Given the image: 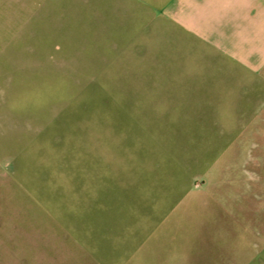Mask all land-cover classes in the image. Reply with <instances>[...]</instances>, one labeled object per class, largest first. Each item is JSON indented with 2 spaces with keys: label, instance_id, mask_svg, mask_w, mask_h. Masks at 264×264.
Listing matches in <instances>:
<instances>
[{
  "label": "rangeland",
  "instance_id": "rangeland-1",
  "mask_svg": "<svg viewBox=\"0 0 264 264\" xmlns=\"http://www.w3.org/2000/svg\"><path fill=\"white\" fill-rule=\"evenodd\" d=\"M21 1L0 0V264H30L51 240L83 246L101 236L94 215H216L258 264L253 133L191 122L159 90L175 64L159 59L141 7L48 0L25 19Z\"/></svg>",
  "mask_w": 264,
  "mask_h": 264
},
{
  "label": "crops",
  "instance_id": "crops-1",
  "mask_svg": "<svg viewBox=\"0 0 264 264\" xmlns=\"http://www.w3.org/2000/svg\"><path fill=\"white\" fill-rule=\"evenodd\" d=\"M48 2L22 0L25 19L33 18L30 14L41 11ZM126 3L141 7L144 29H153L152 34L157 35L159 59L174 61V68L158 72L159 78L171 77L169 85L159 80V90H166V86L173 90L175 106L191 109V122L237 124L240 140L253 133L255 154L260 157L255 201L260 203L263 215L264 0ZM128 11L134 17L135 9ZM226 118H232V122ZM219 130L226 133L222 126ZM241 153L239 148L237 155L243 160ZM241 168L245 169L244 162ZM94 217L87 223L94 225L91 229L101 236L85 235L84 245L78 248L65 242L56 245L53 240L42 250L38 246L34 250L33 246L30 264H253L247 260L243 240L239 238L232 244L230 229L224 223L217 224L216 215ZM117 220L124 223L121 229L114 230ZM70 224L74 227L81 223ZM255 252V260L259 257L258 264H264V241L256 244Z\"/></svg>",
  "mask_w": 264,
  "mask_h": 264
}]
</instances>
